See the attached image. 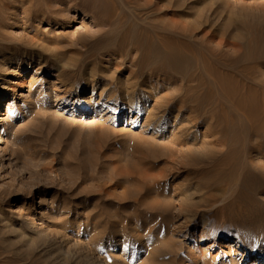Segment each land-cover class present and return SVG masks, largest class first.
Here are the masks:
<instances>
[{"label":"rangeland","instance_id":"374dc122","mask_svg":"<svg viewBox=\"0 0 264 264\" xmlns=\"http://www.w3.org/2000/svg\"><path fill=\"white\" fill-rule=\"evenodd\" d=\"M154 22L174 47L188 38L178 29L201 25L195 39L238 48L228 51L234 60L248 43L264 42V0H0L2 38L19 54L0 61V94L9 95L0 101V264H264V191L246 205L231 183L196 186L198 177L216 174L212 162L224 147L212 142L216 129L204 137L201 124L198 139L183 141L173 155L169 141L188 113L176 120L177 104L161 135L147 128L152 105L187 79L169 69L151 80L137 69L139 51L101 46L117 26ZM257 66L264 79V62ZM224 73L217 70L221 86ZM217 83L203 89L212 91L207 97H219ZM130 85L149 94L148 103L141 99L147 107L127 106L121 92ZM215 112L229 129L251 133L264 123L250 125L245 114L234 122L229 102ZM262 153L250 157L263 166ZM161 174L167 177L156 190L163 196L147 202L144 186ZM187 186L200 191L186 197Z\"/></svg>","mask_w":264,"mask_h":264},{"label":"bare ground","instance_id":"6f19581e","mask_svg":"<svg viewBox=\"0 0 264 264\" xmlns=\"http://www.w3.org/2000/svg\"><path fill=\"white\" fill-rule=\"evenodd\" d=\"M201 22L202 21H200V23ZM206 24L203 25L204 26L202 28L203 31H204ZM197 29L199 31L201 29V25H200V29H199V26H196L194 24L189 25L185 27L184 29H181V28L178 29V30H183L182 39H183V36H185L193 40L191 41L190 39L191 43L187 42L188 38H186L187 40L185 39V42H181L179 40V42H181L182 44L180 43L179 47H174L175 46L174 42H173L174 44L173 46L169 44L170 43L169 41L167 43L165 42L166 37L168 38L167 36L168 34H164V26L161 22H154L149 25H141V27L137 25L124 24L123 26H117L112 31H107L106 33H104L102 35L103 40L101 39L104 45H101V46H103V48H106V49L113 48L114 51H118V52L126 51L127 53L128 51L131 53V52L136 51L137 53V51H139L140 54L139 55L136 54V55L139 56L137 57V61H138V64L140 65L141 63V65H140V68L138 67L137 69L138 70L141 69L142 70L141 72L143 73V75L146 71L147 73L150 72V75L148 76V78L151 80L153 79V76L151 74L154 75L155 73L157 77L161 78L162 77L161 73L169 69L173 71L172 73L175 76H177L178 80L181 78L187 79V80H191V79L197 80L196 84H188L186 83L187 82L186 80L185 84L184 85L181 84L180 89L179 90L177 89L179 92L177 90H176L177 92H175L174 90L170 93L168 98L164 100L161 99L159 101H156V103L154 102L155 104H153L152 108L149 109L148 111V115L146 119L147 128H151L149 129L150 131L152 129H155L156 132H158L157 135H161L160 134V132L162 131V128H160L161 125L163 123H166L167 120L171 118L173 119L171 115L175 111L174 109L177 104H178L177 106L178 112L176 113L177 115L174 114L176 120L179 119L177 116L181 112L185 111L188 113L187 116L184 117V120L186 119L187 121L186 125L183 126V128H181L180 130L181 132L179 133L175 132V134L173 133V137H171L169 141L170 142V153H172L173 155L177 153L179 149L177 147L183 144V141H186L187 143V139L191 140L193 137L197 138L199 136L200 133L198 131L200 130L199 126L201 124L206 123V127H207L206 131L200 134L204 137H206L207 133L209 131H212L213 128H214L213 130L214 132L216 129L217 135L215 134L216 136H214L215 137L214 139H213V136L211 137V139H213L212 142L215 143L216 147L218 146L216 144H219L220 146L221 145L224 146L222 150H220L219 152L217 151L215 152L218 154H217V157L215 158V161L212 162L214 163L216 167H218L216 174L212 176L210 174H206L207 176L203 178H200L201 176L198 177L196 181L197 183L196 186L199 187V189H201L202 186L204 187V185L207 187H210L211 185H217V184L219 185L221 183H226V182L231 183L235 187L234 196L238 197L239 200L241 199L243 204L247 205V203L250 202V200L255 199L256 195L259 192L264 191V165L263 166L259 165L256 159H253V158L251 159V157H253L252 156L253 154L251 155L252 150L263 154L262 151H264V123H262L263 125L259 129L256 128V125L254 126L256 129L254 128H253L254 130L250 129L252 134L249 133V130L246 127H242V129H239V128L229 129L228 125L224 127L225 122L218 119L217 116L219 114L217 115V113L215 112V108L216 106H218V103L225 104L229 102L230 104L236 106L237 113L233 112L234 122L236 121L240 122L244 114L249 118V122L251 120L256 124L257 120L258 122L260 120L261 122L264 121V79L262 78L260 79L259 76L257 77L255 75V73H257V70H256V68L258 67L257 65L264 62V44H263L264 42H262L263 40H256V41L251 40L252 42L248 43L249 50L247 49L248 52L247 51L245 52L247 54L244 55V57L238 56V58L231 60L229 56H227L228 51L236 52V49L238 48L236 49L233 48L234 50L225 51L223 50L224 47L221 48L223 44L222 45L218 44L216 46H210L212 45L211 42H210L211 44H208V42L203 40L202 38H201L202 40L195 39V37H197L195 35V32L197 31ZM208 31H212V30H208ZM214 31H212V33ZM205 32H207V30ZM174 34H176V32ZM5 36L6 35L4 33L0 32V61L1 60L3 61L4 58H1V57L4 56L5 54H9L11 57L19 55L17 53L18 50L14 47H11L10 46L11 44L9 45L8 40L6 39L4 40L2 38ZM170 36L172 35H169V38ZM208 37H210V35ZM98 41L100 42V40ZM222 41L224 40L221 39V42ZM230 42L231 41H229L228 43ZM235 43L237 44V42H234V44ZM12 49L15 50L14 51L15 53H13ZM135 60L136 58H134V61ZM243 61H246V62H243ZM28 67H29L28 65L22 66L21 68L22 70L19 73L21 74L22 71H25ZM137 69L136 71H138ZM218 69L219 71L220 69L225 71L224 73L225 75L223 76L222 74L221 76L222 80L225 81V82L223 81L224 82L223 86L219 84L220 82L217 79V77L220 76V75H217ZM91 72L93 73V71ZM168 72L170 75L171 72L170 71ZM221 73L222 72H220V74ZM229 74H231L233 77ZM203 76H204V79L203 80L200 79V77L203 78ZM257 78H259L258 81H257ZM213 82L214 83L219 82L217 83L218 87L215 84L214 85L218 88V90L220 88L221 93H222V94L220 93L219 97L218 98L216 97L215 99H211L210 97H207V95L209 94L211 95L212 93V91L211 93L209 91L213 87L210 85ZM67 86L73 87V84L69 83L67 84ZM110 86L108 85L106 89H110L111 88ZM135 86H131L127 90L124 89V91H122L121 93H123L124 95L122 96L124 97V100L127 106H132V108H136L138 110L141 107L143 108L147 107L146 105L142 106L143 102H141V99L144 98L143 99L144 104L148 103L149 100H147V96L149 94L144 93L143 95L139 96L138 91H137L138 88L136 89ZM209 86H210V89L208 88ZM203 89H207L209 91L203 90ZM200 90H203L204 93L196 94ZM6 96H9L8 91L6 93L0 94V101L5 100ZM181 104H183L184 106H180ZM249 107L253 108V110H250V112L248 110L250 109ZM163 119H166V121H164ZM251 123L252 122H250V125L254 124V123L252 124ZM219 134L220 136H218ZM240 134L242 136H240ZM255 135L257 136V138L261 136L262 140H258L259 139L258 138L257 141H254L253 137ZM204 143H207V140L206 141L204 140ZM204 143H202L203 146H205ZM207 144L211 146L210 142H208ZM189 146L191 147L192 145H189ZM246 158L248 159L247 161H246ZM258 160L260 161V159ZM239 176H242L243 178L240 179L238 178ZM165 177L167 176L161 174L152 179L150 178L151 180L145 184L144 186L145 191H151L150 194H148L147 196L145 195L146 197L144 196L147 202L148 201L154 202L156 200H161V196L163 195L160 194L156 189L165 181ZM197 187H194L193 189L190 190L187 186L188 189H183V192H184L183 195L186 194V197H188L187 192L190 193L191 191H194L195 193V190L199 192L200 190H198ZM144 192L142 193L145 194L146 192L145 193ZM158 202L159 201H157V203ZM158 207H159V204H158ZM260 209L262 210V208ZM255 212H257L258 214L261 213L258 210H255ZM18 236H20V234Z\"/></svg>","mask_w":264,"mask_h":264}]
</instances>
